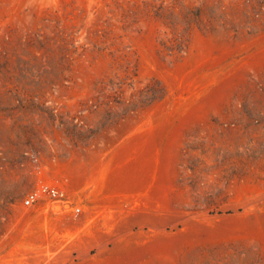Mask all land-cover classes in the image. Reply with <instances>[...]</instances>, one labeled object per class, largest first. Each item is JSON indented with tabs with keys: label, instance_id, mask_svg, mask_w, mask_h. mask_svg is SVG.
<instances>
[{
	"label": "rangeland",
	"instance_id": "rangeland-1",
	"mask_svg": "<svg viewBox=\"0 0 264 264\" xmlns=\"http://www.w3.org/2000/svg\"><path fill=\"white\" fill-rule=\"evenodd\" d=\"M0 264H264V0H0Z\"/></svg>",
	"mask_w": 264,
	"mask_h": 264
},
{
	"label": "built area",
	"instance_id": "built-area-1",
	"mask_svg": "<svg viewBox=\"0 0 264 264\" xmlns=\"http://www.w3.org/2000/svg\"><path fill=\"white\" fill-rule=\"evenodd\" d=\"M48 196L51 199L58 201V206L60 205V203L64 202L65 199H63L62 194L60 193L59 189L57 190L54 187L48 186V185H44L41 187V189H39L38 191L31 193L25 200V205L26 206H33L35 205L42 197L44 196ZM64 204H68V206H72L73 207V211L75 213H79L81 211V209L79 207H75L72 204L69 203H64Z\"/></svg>",
	"mask_w": 264,
	"mask_h": 264
}]
</instances>
